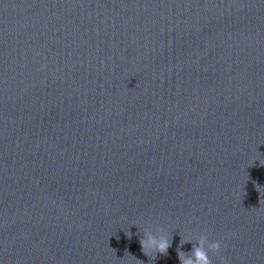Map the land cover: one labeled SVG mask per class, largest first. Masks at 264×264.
<instances>
[{"label": "water", "instance_id": "95a60500", "mask_svg": "<svg viewBox=\"0 0 264 264\" xmlns=\"http://www.w3.org/2000/svg\"><path fill=\"white\" fill-rule=\"evenodd\" d=\"M202 234L264 264V0H0V264Z\"/></svg>", "mask_w": 264, "mask_h": 264}, {"label": "clouds", "instance_id": "9594fccd", "mask_svg": "<svg viewBox=\"0 0 264 264\" xmlns=\"http://www.w3.org/2000/svg\"><path fill=\"white\" fill-rule=\"evenodd\" d=\"M257 190L259 185H256ZM128 239H131L132 233L129 232L126 234ZM191 242V241H188ZM141 251L143 254L149 258L153 253L160 254L162 256L168 255V249L171 247V238L168 235L161 234L159 237L152 235L150 232L145 230V238H141L140 241ZM207 244V250L205 245ZM198 245V246H197ZM222 251L221 242H211L209 243V238L207 235L202 234L200 239L197 240L196 244L193 247L191 254H185L183 252H179V260L180 264H212V260L209 257V252L220 256ZM127 253L130 257L134 258L138 264H144L143 261L138 260L135 256H133L129 252ZM157 258V255L155 259ZM221 264H225L223 257H220Z\"/></svg>", "mask_w": 264, "mask_h": 264}]
</instances>
